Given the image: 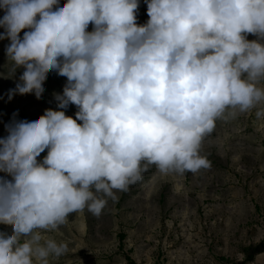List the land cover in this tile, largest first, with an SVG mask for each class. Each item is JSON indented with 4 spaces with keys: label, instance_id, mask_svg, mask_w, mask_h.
<instances>
[{
    "label": "clouds",
    "instance_id": "1",
    "mask_svg": "<svg viewBox=\"0 0 264 264\" xmlns=\"http://www.w3.org/2000/svg\"><path fill=\"white\" fill-rule=\"evenodd\" d=\"M145 3L141 26L139 0H0V40L13 72L25 69L9 99H40L56 71L67 78L58 107L78 108L75 119L46 109L0 138V172L12 177L0 176V224L12 227L0 232V264L63 256L68 244L42 230L85 209L101 215L149 165L165 175L210 167L200 149L216 122L264 104V0Z\"/></svg>",
    "mask_w": 264,
    "mask_h": 264
},
{
    "label": "rangeland",
    "instance_id": "2",
    "mask_svg": "<svg viewBox=\"0 0 264 264\" xmlns=\"http://www.w3.org/2000/svg\"><path fill=\"white\" fill-rule=\"evenodd\" d=\"M66 2L59 0V6ZM136 15L138 25L147 23L145 0H139ZM92 30L89 24L87 31ZM9 44L0 40V138L7 137L8 125L34 121L46 109L75 119L77 106L58 107L55 95L63 94L67 78L56 71L47 74L40 99L18 92L9 99L25 70L13 72ZM261 108L264 104L216 122L200 149L210 167L165 175L149 165L127 192L116 191L118 199H109L101 215L85 209L55 230H42L45 239L68 244L67 253L49 257V264H129L128 257L136 264H264V117L255 114ZM0 232L11 234L12 227L0 224Z\"/></svg>",
    "mask_w": 264,
    "mask_h": 264
},
{
    "label": "trees",
    "instance_id": "3",
    "mask_svg": "<svg viewBox=\"0 0 264 264\" xmlns=\"http://www.w3.org/2000/svg\"><path fill=\"white\" fill-rule=\"evenodd\" d=\"M127 259H128V263H129V264H136L132 258H129V257H128Z\"/></svg>",
    "mask_w": 264,
    "mask_h": 264
}]
</instances>
